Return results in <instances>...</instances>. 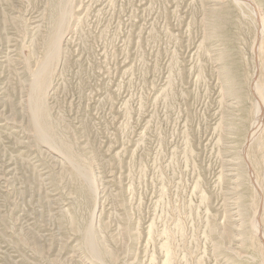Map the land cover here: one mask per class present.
<instances>
[{
	"label": "rangeland",
	"instance_id": "rangeland-1",
	"mask_svg": "<svg viewBox=\"0 0 264 264\" xmlns=\"http://www.w3.org/2000/svg\"><path fill=\"white\" fill-rule=\"evenodd\" d=\"M251 1L0 0V264H264Z\"/></svg>",
	"mask_w": 264,
	"mask_h": 264
},
{
	"label": "bare ground",
	"instance_id": "bare-ground-1",
	"mask_svg": "<svg viewBox=\"0 0 264 264\" xmlns=\"http://www.w3.org/2000/svg\"><path fill=\"white\" fill-rule=\"evenodd\" d=\"M244 4H246L248 7H250L251 9L253 8H255V6H254V4H253V2L251 1V0H241ZM242 4V3H241ZM243 4V5H244ZM260 101H262V100H260ZM261 104V103H260ZM259 105V104H258ZM260 108V107H259ZM262 109H264V108H262ZM261 109V110H262ZM261 112L262 111H260V109L258 110V114H259V116L261 115ZM263 114V113H262ZM259 116H257L258 118H259ZM261 117H262V115H261ZM264 118V117H263ZM262 118V119H263ZM260 119V120H259ZM258 119V122H257V124H255V126H259V123H260V121H261V118H259ZM262 122V121H261ZM256 185H258V184H256ZM256 185H255V187H256ZM258 189H259V186H258ZM261 194V193H260ZM263 194V193H262ZM261 216V215H260ZM261 224H260V221H256V223H254V228H255V231L257 232V233H259L260 235H262L263 236V239H264V234H262L263 232L261 231V226H260ZM263 230V229H262ZM262 232V233H261ZM261 237V236H260ZM262 240V239H261Z\"/></svg>",
	"mask_w": 264,
	"mask_h": 264
}]
</instances>
